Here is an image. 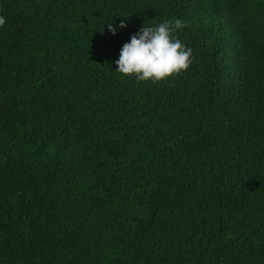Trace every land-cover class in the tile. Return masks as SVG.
Listing matches in <instances>:
<instances>
[{
    "label": "trees",
    "instance_id": "trees-1",
    "mask_svg": "<svg viewBox=\"0 0 264 264\" xmlns=\"http://www.w3.org/2000/svg\"><path fill=\"white\" fill-rule=\"evenodd\" d=\"M0 15V264H264V0ZM174 19L186 71L116 70L144 25Z\"/></svg>",
    "mask_w": 264,
    "mask_h": 264
},
{
    "label": "clouds",
    "instance_id": "clouds-1",
    "mask_svg": "<svg viewBox=\"0 0 264 264\" xmlns=\"http://www.w3.org/2000/svg\"><path fill=\"white\" fill-rule=\"evenodd\" d=\"M6 18L0 15V27ZM113 35L127 27L123 20L119 25L108 24ZM186 24L181 19L167 20L157 26H143L126 42L116 60L117 71L134 76L137 81L151 79L158 82L174 74L186 71L192 63L193 52L176 35Z\"/></svg>",
    "mask_w": 264,
    "mask_h": 264
}]
</instances>
